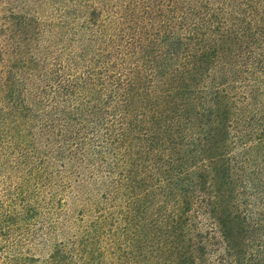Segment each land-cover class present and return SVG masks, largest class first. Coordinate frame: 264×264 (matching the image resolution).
<instances>
[{
	"label": "trees",
	"instance_id": "1",
	"mask_svg": "<svg viewBox=\"0 0 264 264\" xmlns=\"http://www.w3.org/2000/svg\"><path fill=\"white\" fill-rule=\"evenodd\" d=\"M0 264H264V0H0Z\"/></svg>",
	"mask_w": 264,
	"mask_h": 264
}]
</instances>
